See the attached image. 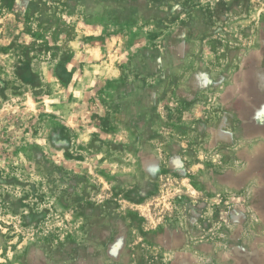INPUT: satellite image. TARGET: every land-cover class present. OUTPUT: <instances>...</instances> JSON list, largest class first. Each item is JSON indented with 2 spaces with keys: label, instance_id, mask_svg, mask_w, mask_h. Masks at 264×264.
I'll list each match as a JSON object with an SVG mask.
<instances>
[{
  "label": "rangeland",
  "instance_id": "374dc122",
  "mask_svg": "<svg viewBox=\"0 0 264 264\" xmlns=\"http://www.w3.org/2000/svg\"><path fill=\"white\" fill-rule=\"evenodd\" d=\"M0 264H264V0H0Z\"/></svg>",
  "mask_w": 264,
  "mask_h": 264
}]
</instances>
